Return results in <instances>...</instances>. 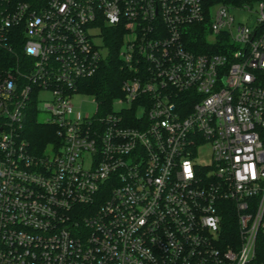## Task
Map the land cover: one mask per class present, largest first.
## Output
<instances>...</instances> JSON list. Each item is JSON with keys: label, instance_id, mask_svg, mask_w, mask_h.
<instances>
[{"label": "built area", "instance_id": "obj_1", "mask_svg": "<svg viewBox=\"0 0 264 264\" xmlns=\"http://www.w3.org/2000/svg\"><path fill=\"white\" fill-rule=\"evenodd\" d=\"M253 7V26L234 22L231 10ZM111 31L119 95L92 97L94 113L81 114L72 97L86 95L108 54L93 37ZM0 46L13 55L0 67V264H255L264 0L232 9L208 0H0ZM33 123L51 128L43 151ZM204 144L211 164L199 167ZM232 212L227 243L221 228Z\"/></svg>", "mask_w": 264, "mask_h": 264}, {"label": "trees", "instance_id": "obj_2", "mask_svg": "<svg viewBox=\"0 0 264 264\" xmlns=\"http://www.w3.org/2000/svg\"><path fill=\"white\" fill-rule=\"evenodd\" d=\"M254 1L257 0H208V4H222L232 9ZM101 36H103V45L108 51L107 58L101 63L97 73L84 82L85 87L83 93L87 96L97 98L100 102H108L114 96L119 95V87L123 79L117 58L119 35L111 31L108 34H101ZM192 50L201 51L196 47L192 48ZM7 61L9 63L13 62V55L0 46V67H5ZM32 128L33 141L37 147L36 150L43 151L50 141V136L52 135L51 128L37 123H33ZM221 231L227 243L235 236L236 226L233 212L223 221ZM254 263L264 264V234L262 233H258L256 237Z\"/></svg>", "mask_w": 264, "mask_h": 264}, {"label": "rangeland", "instance_id": "obj_3", "mask_svg": "<svg viewBox=\"0 0 264 264\" xmlns=\"http://www.w3.org/2000/svg\"><path fill=\"white\" fill-rule=\"evenodd\" d=\"M254 8L255 7H253L252 12L233 9L230 11V14L233 16L235 23H242V24H247L248 26H253L255 24V16H256L254 13ZM215 10H216L215 6H213L210 9L211 16H213ZM93 43L97 46H102L103 44L101 39L98 37H93ZM100 50H101V54L105 55L104 49L101 48ZM43 96L48 97L47 94ZM72 102H73L74 110L80 112L81 114L92 115L95 111V105L92 102V96L75 94L72 97ZM125 106L127 105L125 104ZM121 108H123V106L119 104H114L111 106L112 111H118ZM37 119L39 121H43L45 119V116L41 114L37 117ZM193 162L195 165L199 167L208 166L211 164L210 149L208 145L204 144L198 149Z\"/></svg>", "mask_w": 264, "mask_h": 264}]
</instances>
